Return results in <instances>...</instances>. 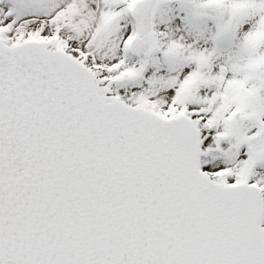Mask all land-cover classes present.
<instances>
[{
  "label": "snow or ice",
  "instance_id": "6c2138e0",
  "mask_svg": "<svg viewBox=\"0 0 264 264\" xmlns=\"http://www.w3.org/2000/svg\"><path fill=\"white\" fill-rule=\"evenodd\" d=\"M0 264H264V0H0Z\"/></svg>",
  "mask_w": 264,
  "mask_h": 264
}]
</instances>
